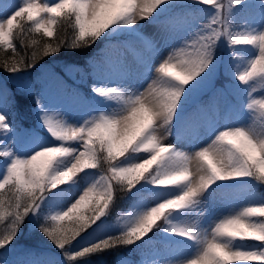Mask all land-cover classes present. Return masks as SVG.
Listing matches in <instances>:
<instances>
[{"label": "snow or ice", "instance_id": "obj_1", "mask_svg": "<svg viewBox=\"0 0 264 264\" xmlns=\"http://www.w3.org/2000/svg\"><path fill=\"white\" fill-rule=\"evenodd\" d=\"M250 2L259 21L237 23ZM61 27L70 36L61 37ZM41 32L49 39H38ZM28 34L33 51L22 56L15 42L23 45ZM225 48L229 58L221 60ZM65 49H95L83 65L62 66L69 78L86 66L90 94L55 77L79 113L71 124L53 120L46 88L27 79L39 60ZM0 71L15 85L0 80V264H8L5 254L26 222L64 264L121 248L144 254L141 264H264V192L257 187L264 185V2L4 0ZM208 91L213 104H197ZM16 93L31 98L44 135L14 125ZM170 135L176 141L165 143ZM214 184L226 206L230 194L244 192L241 209L218 222L200 207ZM118 190L131 210L113 223ZM157 242L174 258H148ZM15 264L55 261L26 252ZM118 264L126 262L118 257Z\"/></svg>", "mask_w": 264, "mask_h": 264}, {"label": "rangeland", "instance_id": "obj_2", "mask_svg": "<svg viewBox=\"0 0 264 264\" xmlns=\"http://www.w3.org/2000/svg\"><path fill=\"white\" fill-rule=\"evenodd\" d=\"M46 2H53V0H46ZM258 2H264V0H258ZM207 18V17H206ZM260 19V11L259 9L248 13V11H245V13L242 16V21L241 23L245 22V21H259ZM152 27V26H149ZM155 29H153L154 31ZM226 58H229V53L227 51V49L225 48L223 51L220 52V59L224 60ZM36 70H39V72H42L44 68H42V64L41 63H37ZM56 76H60L63 78L64 84L69 88H75V83L77 82L78 84H80V77L77 73H74L73 78H69L68 76H66L63 72V67H62V73L61 74H54L52 72H49V70L45 71V79H41L42 81V86L41 88H46V94L51 102V107L48 110V114L52 116L54 121H64L65 123L71 124L74 123L75 120L78 118L79 113L72 110V108L66 104L63 100V97L61 95V87L62 85L55 79ZM152 77L155 78L156 77V73L153 72L152 73ZM149 83L151 81H148ZM144 87H147V84L144 85ZM91 88H90V82H88L87 84V89H85L84 93L86 94H90ZM256 98H261L259 95V92L256 94ZM216 103L219 104L221 110H223L225 101L222 98H218L215 100ZM213 104V103H212ZM211 104V105H212ZM35 121H38V119H35ZM19 128L21 125H18ZM40 127V126H39ZM24 130V129H22ZM40 132L41 134L44 135L43 129L40 127ZM28 132H35V131H28ZM169 141L171 142H175L176 141V136L175 135H170L168 136L167 140L165 141V143H168ZM190 146L188 145H184V149L187 151L189 150ZM147 175V174H146ZM90 182H95V177L92 178V180ZM235 182L232 181H224V183L222 185H228V184H233ZM216 187V186H215ZM213 188H209L208 191H206L205 193L202 194V196L200 197V200L202 201V204L200 205L201 210L204 214L205 217L208 218H213L214 214H215V218L216 221L218 222V220L220 218H223L222 214H227L228 212H235V211H239L241 209V207L244 205V199L243 197H240L244 194L243 190H241L240 192L234 193V194H230V196H233L234 198H232L231 200V204L226 206L225 204L222 203V191L223 190H218L216 192H212ZM127 195V194H126ZM131 209H127L124 211V213L122 214V216H125L128 214V212ZM121 216V217H122ZM177 222L178 221H174ZM66 224H71V221H65ZM161 236L163 234H160ZM14 253V251L9 250L7 252V254H12ZM147 253V257L150 259H164V258H174V256L172 254H170L168 252V250L165 248V246L163 244L158 245L155 244L153 247L149 248L146 250ZM153 253H155V255H153ZM138 259L135 263L133 264H141V260L144 258V254L138 252ZM179 254L175 255V258H178ZM10 256H6V259L8 260Z\"/></svg>", "mask_w": 264, "mask_h": 264}, {"label": "trees", "instance_id": "obj_3", "mask_svg": "<svg viewBox=\"0 0 264 264\" xmlns=\"http://www.w3.org/2000/svg\"><path fill=\"white\" fill-rule=\"evenodd\" d=\"M249 5H251V2ZM65 31H67V33L70 36L71 29L70 28L65 29V28L61 27L60 33H59L61 37H63L65 35ZM31 35L32 34H28V35H25L23 37V40H24L23 45L21 44L20 38H18L15 42L16 46H17V50H18L19 54L22 56L23 55H30L31 52L33 51V48L26 47V45L29 44V36H31ZM36 35H37V38L40 40L49 39L47 37H44L42 32L39 34H36ZM52 39H55V37ZM91 51H95V49H92V50L82 49V50H77V52H75V53L70 52L69 50L65 49V50H62V52L58 56H56L55 58H60L62 60L65 57H69L72 61L80 62L83 65L85 58L87 56L91 55ZM55 58L45 57L39 61H42L44 63L47 62L50 64H54L56 61ZM0 72H2V71H0ZM32 73H33V69L29 70V73L27 74V79L30 81L38 78V76H35ZM83 73L85 76H87L86 75L87 68H85V66H84V72ZM5 82H6L7 87H9L10 89H13V90L15 89L13 87V85L11 84V81H5ZM211 96H213V95L211 93H209V91H208V92L202 94L198 98L196 103H199L201 101H205ZM23 97L28 99V97L16 93V107L14 108L13 112L11 113V118L13 120L14 125H27V124H29L30 119H33L35 116L34 107L30 104V102L25 103L23 100ZM192 107H193V105H192ZM184 112L187 113V110ZM262 187L264 189V185ZM118 189H119V186H118ZM127 202H128V198H126V194H124V192H121L118 190L116 192L114 201L112 202L110 210H109L110 214H111V221L115 220L119 217L118 213L122 210L123 207L124 208L126 207ZM26 224H27V222H26ZM21 233L22 234L30 233L34 237L44 239L39 234V232L32 227V225H24ZM154 239H158V238L154 237ZM15 241H17V238ZM128 250H129V248L118 249V250H116V252L110 253L107 258L92 259V260L88 261L87 264H118L117 263L118 257L127 259L126 253L128 252ZM135 252H137V251H135Z\"/></svg>", "mask_w": 264, "mask_h": 264}, {"label": "clouds", "instance_id": "obj_4", "mask_svg": "<svg viewBox=\"0 0 264 264\" xmlns=\"http://www.w3.org/2000/svg\"><path fill=\"white\" fill-rule=\"evenodd\" d=\"M42 155H44V156H47V155H48V153H43ZM53 159H55V157H53Z\"/></svg>", "mask_w": 264, "mask_h": 264}]
</instances>
